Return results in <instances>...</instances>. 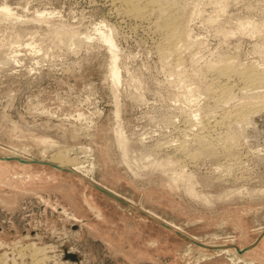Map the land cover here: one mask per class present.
I'll return each mask as SVG.
<instances>
[{
    "label": "rangeland",
    "instance_id": "obj_1",
    "mask_svg": "<svg viewBox=\"0 0 264 264\" xmlns=\"http://www.w3.org/2000/svg\"><path fill=\"white\" fill-rule=\"evenodd\" d=\"M111 2L0 0V155L57 154L74 171L0 159V263L264 264V108L248 125L229 117L264 85L233 77L223 98L208 67L264 71V0H177L185 34L166 55L157 12L134 19ZM95 27L111 28L116 85Z\"/></svg>",
    "mask_w": 264,
    "mask_h": 264
},
{
    "label": "bare ground",
    "instance_id": "obj_2",
    "mask_svg": "<svg viewBox=\"0 0 264 264\" xmlns=\"http://www.w3.org/2000/svg\"><path fill=\"white\" fill-rule=\"evenodd\" d=\"M113 4H119V7L122 6V12L123 14H126L134 19H148L149 17L146 16L147 14H149L150 12H157L158 14V19L156 20V25L155 27H157V29H163L164 31V42H163V47H162V52L165 53L167 52L166 49L169 50H176V47L179 46V42H181L183 40V36L185 34V30H184V24L182 25V21H180V15H182V12L180 13L179 8L177 9V7H175V3L177 0H111ZM179 2V0H178ZM177 2V3H178ZM110 3V4H111ZM109 5V4H108ZM176 9H175V8ZM182 7V6H181ZM187 7V6H186ZM116 8V7H115ZM118 10V9H117ZM119 12V11H118ZM0 13L5 15V16H10L11 15V11L10 8L6 5H0ZM117 13V12H116ZM152 14V13H151ZM148 17V18H146ZM157 18V17H156ZM182 20V19H181ZM155 21V20H153ZM142 22V21H141ZM155 23V22H154ZM153 23V24H154ZM184 23V22H183ZM150 25V24H148ZM252 32H256L259 31L255 28H257V26L252 25ZM154 27V28H155ZM159 27V28H158ZM52 28V27H51ZM97 33H98V38L102 41H104L107 44V48L111 53V60L109 62V76L112 79L113 83L116 85V83H118L120 81L119 78V72L117 69V53H116V46H115V42L113 40V37L111 36L110 32H111V28L108 30L106 29H100V27H95L94 28ZM159 29V30H160ZM52 32V34H54L58 39H63L66 40L67 42H69L70 44L77 42L78 40L81 41V37L79 36V32L78 30H74V29H65V27L63 28L62 26L60 27H54L50 30ZM262 31V33L264 34V25H263V29L260 30ZM260 33V32H259ZM262 34V35H263ZM187 35V34H186ZM90 35L87 34V37H89ZM182 38V40H181ZM189 38V37H188ZM185 40V39H184ZM185 42V41H184ZM66 43V42H65ZM182 43V42H181ZM186 43V42H185ZM190 43V42H189ZM68 44V43H67ZM184 44V43H183ZM186 46V45H185ZM188 46V44H187ZM182 47V46H181ZM184 48V47H183ZM161 49V48H160ZM179 49V48H178ZM181 50V49H180ZM178 52V50H177ZM264 52V51H263ZM169 54V53H168ZM171 54V53H170ZM174 54V53H173ZM166 55V53L164 54ZM178 55V54H177ZM161 56V55H160ZM178 60V59H177ZM176 61V60H175ZM176 63V62H175ZM244 66V65H243ZM248 66V65H246ZM245 66V67H246ZM257 65L254 66H250V67H237L234 63L233 59H228L226 58H220L216 63H211L208 65V67L212 70V74L214 75V79H212L213 81H216V89L214 91H218L220 93V96L224 97H228L231 94V87L233 85H235V81L233 80L235 77L236 79H238L239 83H241V87L240 89H244L247 88L246 85H250V87H252L254 85V89L255 87L259 88L260 84L263 83V79H264V71L262 69H260L261 71H259L257 69V67H255ZM209 70V69H208ZM217 79V80H215ZM222 80V82H218ZM212 81V82H213ZM215 83V82H214ZM252 85V86H251ZM259 85V86H258ZM212 86V85H211ZM249 87V86H248ZM249 87L248 90H251ZM261 87V86H260ZM234 88V87H233ZM237 88V87H236ZM239 88V87H238ZM262 88V87H261ZM239 89V90H240ZM253 89V88H252ZM212 90V89H211ZM245 90V89H244ZM247 91V89H246ZM252 91V90H251ZM254 91V90H253ZM261 91V90H260ZM262 91H264L262 89ZM261 91V92H262ZM212 92V91H211ZM214 93V92H213ZM244 94V93H243ZM257 94V93H256ZM253 94V95H256ZM259 94V92H258ZM263 94V95H262ZM262 98L259 99V101L257 100H249L247 104V106L245 107H239V109H235L234 111H232V115L229 117L231 118L233 116V118L238 121H240V126L241 124H245L248 125L250 120H249V113L257 107L259 109V106L262 105L264 108V93H262ZM260 95V96H261ZM250 96V95H249ZM259 96V97H260ZM254 97V96H252ZM220 99V98H219ZM238 106V104H237ZM260 106V108L262 107ZM237 108V107H236ZM260 110V109H259ZM252 112V113H253ZM231 113V112H230ZM117 114V113H116ZM254 120V119H253ZM253 122V121H251ZM233 123V121H232ZM237 123V122H235ZM234 125V124H233ZM255 125V124H253ZM190 126V125H189ZM192 126V125H191ZM196 126V125H195ZM236 126V125H235ZM239 126V124H238ZM200 127V126H199ZM237 127V126H236ZM193 128V127H192ZM196 128V127H195ZM239 128V127H237ZM240 129V128H239ZM191 130V129H190ZM235 130V129H234ZM203 131V130H202ZM241 131V130H240ZM115 133L117 135L118 141L120 146H122L123 148H125V144H126V140L123 138L122 135V131L117 127L115 128ZM203 133V132H202ZM236 133V132H235ZM238 133V132H237ZM194 134V133H193ZM198 136V135H197ZM207 137V136H206ZM234 135L231 136V138H233ZM199 138V137H198ZM203 137H201V140H198L199 143H201V145L206 146L207 148H212V152L215 150V148L213 146H216L212 143L214 142H207V141H203L202 140ZM230 136L227 138L229 139ZM220 139V138H219ZM234 139V138H233ZM194 140V139H193ZM211 140V139H210ZM230 140V139H229ZM191 141V140H190ZM219 141V140H218ZM231 141V140H230ZM190 143V142H189ZM188 143V144H189ZM192 143V142H191ZM195 143V142H194ZM196 144V143H195ZM224 144V143H223ZM236 144V142H235ZM179 145V144H178ZM185 145V144H183ZM183 145L181 144L180 146L182 147L181 149H183ZM231 145V144H230ZM176 146V144L174 145ZM179 147V146H178ZM177 147V148H178ZM228 147V145H227ZM214 148V150H213ZM184 150V149H183ZM189 152V151H188ZM194 153V152H193ZM192 152H190L188 155H192ZM195 154H193L192 156H194ZM11 156H16V155H11ZM67 156V155H66ZM57 159L59 160L58 163H54L59 167H65L63 165V158L61 156H57V154H55V156L53 157V159ZM68 159V158H67ZM41 160V159H40ZM65 160V159H64ZM77 160V159H76ZM42 161H46V160H42ZM51 162V161H50ZM160 164V162H158ZM157 163V164H158ZM73 168L78 169L77 164H73L72 166ZM182 173H179L176 175V177H181ZM187 176V178L185 179H189L190 174H185ZM240 177V175H239ZM186 182H188L186 180ZM189 183V182H188ZM190 186H186V188L188 189V191H190L191 193H193L194 195H198V193L196 192V190H194L192 183H189ZM237 188V187H236ZM235 189V188H234ZM228 191V190H227ZM185 192V191H184ZM200 195V194H199ZM198 195V196H199ZM203 195V194H202ZM207 196V194H204ZM197 196V197H198ZM203 197V196H202ZM217 196H215L216 198ZM200 198V196H199ZM205 198V196H204ZM207 198V197H206ZM202 199V198H201ZM208 199V198H207ZM203 200V199H202ZM63 212H65V209H62ZM264 233V231L259 235V237ZM237 250V249H236ZM37 254V253H36ZM35 255V254H34ZM36 256V255H35ZM34 256V257H35ZM42 256V255H41ZM39 257V256H38ZM37 258V257H36ZM44 258V257H43ZM2 260V258H1ZM14 260V259H13ZM35 260V258H34ZM41 260V259H40ZM39 260V261H40ZM44 260V259H43ZM38 261V260H37ZM2 262V261H1ZM4 262V261H3ZM36 262V260L34 261ZM34 262H32V264H35ZM41 262V261H40ZM44 262V261H43ZM42 262V263H43ZM14 263V262H13ZM3 264V263H0ZM6 264V263H5ZM76 264V263H74Z\"/></svg>",
    "mask_w": 264,
    "mask_h": 264
},
{
    "label": "water",
    "instance_id": "obj_3",
    "mask_svg": "<svg viewBox=\"0 0 264 264\" xmlns=\"http://www.w3.org/2000/svg\"><path fill=\"white\" fill-rule=\"evenodd\" d=\"M0 159H3V160H11V159H15V160L21 161V162H23V163H29V162L45 163V164H48V165H52L53 167H55V168H57V169H60V170H63V171H71V172H74L71 168H68V167H59V166H57L56 164H54V163H52V162H50V161H42V160H37V159H23V158H20V157H18V156H1V155H0ZM93 186H95V187L98 188L99 190L103 191L104 193L108 194L109 196H111V197H113V198H115V199H117V200H119V201H122V202H125V203H126V201H124L123 199H121L120 197H118L117 195H115L114 193H112V192L106 190L105 188L99 186L98 184L93 183ZM141 212L144 213V214H146V213L143 212L142 210H141ZM162 224L165 225V226H167V227H169V228H171V227H170L168 224H166V223H163V222H162ZM175 232H177V233H179V234H182V233H180V232H178V231H176V230H175ZM182 235H183V234H182ZM184 236H185V235H184ZM185 237L189 238L188 236H185ZM189 239L192 240L193 242H195L196 244L200 245V246H203V247H209V245H207V244L201 243V242L196 241V240H194V239H192V238H189ZM234 247H235V249H237L238 252H241V251H243L244 249L247 248V247H245V248L239 249V248L236 247V246H234Z\"/></svg>",
    "mask_w": 264,
    "mask_h": 264
}]
</instances>
